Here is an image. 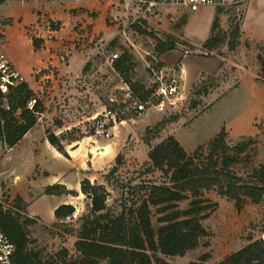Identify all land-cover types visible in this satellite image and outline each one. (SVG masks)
I'll return each mask as SVG.
<instances>
[{
  "label": "rangeland",
  "instance_id": "rangeland-1",
  "mask_svg": "<svg viewBox=\"0 0 264 264\" xmlns=\"http://www.w3.org/2000/svg\"><path fill=\"white\" fill-rule=\"evenodd\" d=\"M53 1L0 0L2 49L32 89L33 97L43 106L36 121L40 131L45 136L47 132L55 134L63 146V152L58 151L63 162L48 156L51 168L62 165L70 180L78 175L65 164L72 151H76L74 158L84 162L85 149L91 144L99 147L98 140L97 144L92 142L94 137L89 138V117L103 112L109 98L117 97L120 84L118 75L103 57L94 55L97 46L105 41L108 42L107 52H117L118 56L124 51L131 53L133 66L127 76L132 82L148 89L151 85L149 66L156 68L161 62L163 68L183 69L187 90L186 100L176 111L178 119L159 129L155 125L169 120L172 114L150 109L133 118L125 108L117 110L125 123L117 126L116 135L108 141L116 142L120 150L115 155L114 164L90 180L91 184L106 189V205L112 214H118L123 205L128 206L145 196L152 183L164 181L160 172L147 171L148 164L143 158L145 147L137 144L139 139L143 142L152 139L153 144L173 135L186 151L191 152L224 127L230 143L252 138L246 162L238 166L240 171L264 162V83L257 60L259 52L264 54V0H225L221 5L223 12L219 15L220 29L226 31L230 19L234 18L240 22L241 37L234 50L229 51L223 45L212 52L201 47L210 35L216 9L212 5H202L193 12L162 9L158 14L137 18L141 11L135 0H99L95 6L91 5L97 1L94 0L86 7H72L67 2L58 5ZM172 16L173 20L170 19ZM133 24L139 25L144 32L135 30ZM61 28V34L57 36L56 31ZM123 30L125 34H122ZM168 36L176 41V48L156 54L155 38L166 39ZM33 39L38 40L37 48ZM53 53L62 67L68 65V57L74 56L68 68L73 73L82 63L81 57H86L87 66L78 76H70L68 72L60 75L57 67L43 61ZM91 54L92 58L87 60ZM119 76L124 79L122 74ZM201 87L206 93L196 94ZM193 102L195 106L192 107ZM2 105L6 106L7 101ZM145 120L150 123L146 125ZM22 145L17 158L23 152ZM9 149L0 145V204L12 205L18 192L28 197L25 213L36 220V224L29 228V248L39 252L41 261L62 247L69 255L76 256L74 231L79 225L78 217L88 211L89 198L82 192L76 196L38 197L41 185L48 182L47 177L40 176L36 180L38 170L34 169L27 178L29 186L24 183L26 174L38 158H27L19 173L21 183L14 182L10 177L12 165L7 159ZM75 182L73 179L72 185ZM11 190L13 192L9 193ZM202 196L216 203L202 220L208 236L183 256H157L174 264H218L224 256L240 249L250 239L264 238V199L258 203L246 200L238 210L233 200L220 196L215 188L203 191ZM64 200L70 201L75 212L63 224H55L54 207ZM185 204L183 202L180 206ZM152 223L157 225L156 215L152 216Z\"/></svg>",
  "mask_w": 264,
  "mask_h": 264
},
{
  "label": "trees",
  "instance_id": "trees-1",
  "mask_svg": "<svg viewBox=\"0 0 264 264\" xmlns=\"http://www.w3.org/2000/svg\"><path fill=\"white\" fill-rule=\"evenodd\" d=\"M215 7L210 35L201 47L212 52L226 45L232 51L239 45L240 22L231 18L228 29L222 31L219 15L223 7ZM132 27L144 32L137 24ZM155 40L154 51L158 55L176 48V41L170 36L166 39L156 37ZM32 42L37 48L38 40L33 39ZM257 60L264 83V54L259 52ZM132 66V55L128 51L114 62V68L123 75V80L144 99L151 88L145 89L144 85L129 79L127 72ZM205 93L202 87L196 90L198 95ZM33 94L24 81L7 95H0V145L14 147L35 126L43 106L36 100L38 103L32 109L26 107ZM3 101H7L6 106L2 105ZM177 119V112H174L169 120L159 121L155 128ZM46 138L57 151L63 152L60 139L55 134L47 132ZM251 141L250 137L236 143L228 142L224 127L191 152L186 151L173 135L153 144L152 139H145L149 147L147 171L160 172L164 181L149 185L145 196L128 206L123 205L118 214L108 210V193L102 185L82 179L80 190L90 198L88 211L78 217L79 225L74 231L76 256L69 255L68 250L62 247L41 261L39 252L29 248V228L36 224V220L25 213L27 203L20 195L13 198L12 205L0 204V230L14 245L15 264H174L157 254L183 256L208 236L202 220L216 203L203 197V191L215 188L220 196L233 200L238 210L246 200L258 203L264 199V162L249 169L245 167L242 171L238 169L243 161L246 162ZM118 160L117 156L116 163ZM43 194L78 195L60 183L47 185ZM183 202L186 204L181 207ZM74 212L72 204L56 206L53 210L55 224H63ZM153 215L157 216L156 226L152 223ZM218 264H264V238L250 239L240 249L224 256Z\"/></svg>",
  "mask_w": 264,
  "mask_h": 264
},
{
  "label": "built area",
  "instance_id": "built-area-1",
  "mask_svg": "<svg viewBox=\"0 0 264 264\" xmlns=\"http://www.w3.org/2000/svg\"><path fill=\"white\" fill-rule=\"evenodd\" d=\"M76 3L90 2L94 0H73ZM225 0H135L139 6L140 15L137 18L147 15L158 14L162 9H180L183 12L196 11L202 5L221 6ZM143 14V15H142ZM174 19V16L170 17ZM121 33V32H120ZM125 34V30L122 31ZM108 42H101L94 55L103 57L105 63L118 75L120 84L117 86V97H110L109 104L100 115L89 117L91 120L90 137L97 140L111 139L116 135L117 126L123 119L117 114V110L125 108L133 118L140 117L150 109L156 112L172 114L179 110L186 100L184 78L185 72L182 68H163L149 66L151 76V92L141 99L131 89L130 85L123 81L114 68V62L118 58L117 52H107ZM92 58V54L87 60ZM24 82L21 72L5 55L0 44V95L5 96L19 84ZM35 97L27 101L26 107L32 109L37 103ZM14 245L7 236L0 230V264H15L13 260Z\"/></svg>",
  "mask_w": 264,
  "mask_h": 264
},
{
  "label": "crops",
  "instance_id": "crops-1",
  "mask_svg": "<svg viewBox=\"0 0 264 264\" xmlns=\"http://www.w3.org/2000/svg\"><path fill=\"white\" fill-rule=\"evenodd\" d=\"M62 2L70 3L72 7H86V6H90L89 4L91 3V2L76 3L73 0H55V1H53V3H57L58 5H61ZM47 3H51V2H47ZM96 3H100V1L97 0L94 4H91V5L95 6ZM23 9H25V8H23ZM61 30H62V28L59 31H56L57 36L59 34H61ZM61 45H62V42H61ZM53 55H55V54L54 53L49 54L50 57H44L43 61L44 62L48 61V64H51L52 66L57 67V69L60 70V72H61L60 75H63V74L65 75V72H68V73H70V76L71 75L72 76H78V74L82 72L84 65H85V58L86 57H81L83 59V61L81 64H79L78 69L73 73L72 71L68 70V68H69L70 63L72 62V59L74 56L68 57L67 58L68 65H64V67H62V65L59 63L58 58L53 57ZM158 58L160 61L162 60L161 57H158ZM8 59L10 61H12L10 58H8ZM222 61H223L222 59H221V61L219 60L220 65L222 64L221 63ZM144 122L146 125L150 123L147 120H145ZM108 140L109 139L98 140V143H99L98 148L93 147L92 144H91V147L86 148L85 149L86 150L85 151L86 161L84 160V162H80L79 159L74 158V156H76V155H74V154H76V151H72L73 153H71L72 155H69L70 159L68 160V163H65V164L67 165V168L71 169V171L77 172L78 175H76L74 178H70V180H68L67 170H65V172H63V170H62L63 166L62 165L60 166V168H57V167L51 168L50 162L48 160V156H50V157L52 156L53 158L58 159L60 162H63V161L60 157V153L56 150V148L54 146H52L48 142L44 133L40 131L39 125L36 124L26 134H24V136L19 140V142L14 147L9 149V152L7 154V159L9 160L8 164L12 165V170L10 171L11 180H13L14 182L21 183L22 177L19 174L20 171H22L21 165L25 162V160L27 158L33 157V158H38V160L36 161V163H34V166H33V168H31L29 174H26L25 179H24V183L27 182V184H28V181H27L28 175H30V173H32V171L34 169L38 170V173L36 174V180L40 176L47 177L48 182L41 185V187L38 191L39 193H41V195L38 194V197L46 196V194H43L44 188L47 185H51L54 183L63 184L66 186L67 189H72V190H75L77 193H81L80 181L83 178H87V179H89V181L92 180L93 178H97L98 175L105 173V171L109 167H111L112 164H114V158H115L116 153L120 150V146H118L116 144V142H109ZM139 141L140 142L137 144L139 146L142 145L145 147L143 158H146L144 162H147L148 161L147 152L149 150V147L147 144H145L143 142L142 139L141 140L139 139ZM22 144H24V145H22ZM21 145L23 146V150H22L23 152L17 158V153L19 152ZM135 147H136V145H135ZM96 149H99V150L97 151ZM130 152L134 153L133 150H130ZM127 156H128V154H126V157ZM82 164H83V166H81ZM48 166L50 168H48ZM79 175H81V176L78 178ZM73 179L76 180L74 185H72ZM91 183H93V182H91ZM26 186L28 187L29 184ZM11 192H13V190L9 191V193H11ZM18 194L27 203H29L27 196H24L20 192H18ZM25 195H28V194L25 193ZM47 196L59 197L58 195H47ZM34 199H36V198H34ZM63 203H70V201L64 200ZM57 205L58 204H56L55 207Z\"/></svg>",
  "mask_w": 264,
  "mask_h": 264
},
{
  "label": "bare ground",
  "instance_id": "bare-ground-1",
  "mask_svg": "<svg viewBox=\"0 0 264 264\" xmlns=\"http://www.w3.org/2000/svg\"><path fill=\"white\" fill-rule=\"evenodd\" d=\"M122 123H125V121H123ZM122 123H121V124H122ZM92 142H96V143H97V141H95V140H94V141L92 140ZM97 147H98V145H97Z\"/></svg>",
  "mask_w": 264,
  "mask_h": 264
},
{
  "label": "water",
  "instance_id": "water-1",
  "mask_svg": "<svg viewBox=\"0 0 264 264\" xmlns=\"http://www.w3.org/2000/svg\"><path fill=\"white\" fill-rule=\"evenodd\" d=\"M87 196V198H90V195L88 194V195H86Z\"/></svg>",
  "mask_w": 264,
  "mask_h": 264
}]
</instances>
